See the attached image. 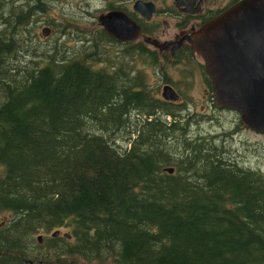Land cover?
Masks as SVG:
<instances>
[{
    "label": "trees",
    "instance_id": "obj_1",
    "mask_svg": "<svg viewBox=\"0 0 264 264\" xmlns=\"http://www.w3.org/2000/svg\"><path fill=\"white\" fill-rule=\"evenodd\" d=\"M28 1L0 0V264H264V171L185 137L181 105L154 98L139 71L108 70L129 57L93 70L53 46L22 54L42 12ZM91 48L71 55L96 63ZM20 57L34 66L9 62ZM184 57L146 59L165 80Z\"/></svg>",
    "mask_w": 264,
    "mask_h": 264
},
{
    "label": "rangeland",
    "instance_id": "obj_2",
    "mask_svg": "<svg viewBox=\"0 0 264 264\" xmlns=\"http://www.w3.org/2000/svg\"><path fill=\"white\" fill-rule=\"evenodd\" d=\"M19 2H21V0L15 3ZM45 2V10L42 11V13L40 11L36 13L39 15L38 19L50 26L53 32L46 37V40L37 41V44L35 40L31 38L27 43L19 45V48H22V54L25 56L29 51V53L31 52L33 54L34 59H38L39 53L36 50L30 51V44H36L40 48H49L53 46L55 51L60 52L61 50H65L64 54L69 59L99 68L110 65L111 56H114L119 49L126 48L125 45L108 46L106 47L107 54L102 60L96 63L90 62L87 58H84L82 54L85 55L87 49L92 50L91 47L95 46V53H99L102 57L104 47L98 46L96 41L80 42L79 40L81 37L75 34V31L90 30L93 35L95 34V30L97 29L95 16L97 12L94 9V3L86 0H45ZM8 10L9 5L6 4L0 12L6 14ZM1 22L2 20H0V23ZM20 34H22V32H20ZM2 43H7L6 38L2 37ZM79 46L86 51L81 50L80 52L82 54L80 52H75L71 55V51L78 49ZM130 55V65L128 68L131 70L132 76H134L136 71L141 72L143 84L147 86L155 97L160 98L159 88L162 85L160 73L149 63L143 64L136 58V48L131 50ZM29 60L30 59H26V57H20L10 60L9 62L19 67H24L26 65H31L33 67V61L29 62ZM118 60L121 59L119 58ZM113 62L116 64L117 60H113ZM38 64L43 65L41 61H39ZM163 64L164 62L162 59H157L156 66H163ZM166 71L167 69H164L163 72ZM167 79L169 80L168 83L174 88H177L180 94L181 101L179 104L182 108V113L180 112V114L188 120L186 125L187 131L190 129V135L185 137L190 138L191 136L193 139L205 138L217 140L216 145H218L224 153L229 152L231 154L230 158L234 160L237 165L241 167H259L260 170L264 171V134H257L250 130L243 129L235 113L203 101V84L200 75H193L187 71L173 68L168 71ZM188 116L189 118H187ZM128 117L129 119H135L137 116L134 115L133 112H130ZM232 130H235V133L229 137L228 135ZM115 145L125 148L127 142H125V140L115 141ZM6 217L7 214L0 213V221H4ZM35 237L34 240L36 239ZM42 243L41 240L40 243L36 244L41 245ZM41 251L42 250L39 248L37 252H32V255H40ZM25 262L28 264L32 263L29 260H25Z\"/></svg>",
    "mask_w": 264,
    "mask_h": 264
},
{
    "label": "water",
    "instance_id": "obj_3",
    "mask_svg": "<svg viewBox=\"0 0 264 264\" xmlns=\"http://www.w3.org/2000/svg\"><path fill=\"white\" fill-rule=\"evenodd\" d=\"M127 23L130 32L125 39H135L138 29L130 20ZM103 25L117 36L108 18ZM186 40L203 62L215 103L238 113L250 131L264 134V0L237 2ZM160 96L169 101L178 99L168 85L161 88ZM163 171L172 173L171 168ZM62 236L69 238L66 233ZM36 241L41 242L40 236Z\"/></svg>",
    "mask_w": 264,
    "mask_h": 264
},
{
    "label": "flooded vegetation",
    "instance_id": "obj_4",
    "mask_svg": "<svg viewBox=\"0 0 264 264\" xmlns=\"http://www.w3.org/2000/svg\"><path fill=\"white\" fill-rule=\"evenodd\" d=\"M86 1L94 3V9L97 12V15L95 16L97 29L95 32L98 46L102 47V43L106 41L111 42L109 45L110 47L114 45H125L126 48L121 49V51H123L128 56H131V50L136 48V57H139L137 56V52L142 49L144 51L142 59L145 60H147L146 57L148 56L154 59H174L178 56H189L182 58V60L190 58L192 62L188 63L187 65L171 67V69L177 68L181 71H187L193 75H200L203 84L202 100L212 105H217L213 99L210 83L202 68V65L198 58L191 53L189 45L186 42V37H189L202 25L216 18L222 12L241 0ZM112 13H120L124 16V18L119 17L118 15L109 16V19L111 20L114 27V32L117 34V38L109 35L103 29L101 23V19L104 16ZM127 20L134 22V25L138 29L139 35L134 40L125 39L129 36L130 32L128 31L129 25ZM119 37L120 39H118ZM83 41H94V38L88 36L86 31V36H84ZM106 46L108 47V45ZM119 53L120 49L112 57L114 59L120 58ZM147 63L149 62L147 61ZM102 68L103 67H99L98 69ZM122 69L127 72L129 78L132 77L133 74L128 67L119 69L114 66L108 68L109 71H120ZM168 71L169 70L164 73L166 79L164 80L161 77L160 81L162 85H169L173 89V91L178 96V100L176 102L179 104L181 101L180 94L177 88H174L168 83ZM166 103L171 104L172 102L167 101ZM183 118L184 116L181 114L176 116V119H180V122L184 120ZM187 118H189V116ZM55 237H59V235L57 234Z\"/></svg>",
    "mask_w": 264,
    "mask_h": 264
}]
</instances>
